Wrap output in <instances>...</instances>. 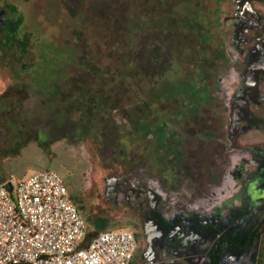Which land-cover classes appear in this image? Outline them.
Segmentation results:
<instances>
[{
  "label": "rangeland",
  "instance_id": "374dc122",
  "mask_svg": "<svg viewBox=\"0 0 264 264\" xmlns=\"http://www.w3.org/2000/svg\"><path fill=\"white\" fill-rule=\"evenodd\" d=\"M5 2L12 12L0 27V185L54 171L87 225L80 244L123 230L139 251L141 233L105 195L103 179L135 164L148 177V168L157 174L167 163L169 113L195 112L190 98L206 95L196 25L174 17L181 0ZM153 95L166 105L176 96L157 121L146 118ZM132 263L146 260L136 253ZM226 264H264V226L248 253Z\"/></svg>",
  "mask_w": 264,
  "mask_h": 264
},
{
  "label": "flooded vegetation",
  "instance_id": "af4514ba",
  "mask_svg": "<svg viewBox=\"0 0 264 264\" xmlns=\"http://www.w3.org/2000/svg\"><path fill=\"white\" fill-rule=\"evenodd\" d=\"M5 1L0 27L12 12ZM181 1L174 17L195 24L203 40L206 95L190 98L195 112L169 113L174 145L159 173L132 165L128 175L104 177V192L141 233L137 256L146 264H208L213 250L219 264L234 263L264 221V0ZM175 97L170 105L148 98L146 118L157 121Z\"/></svg>",
  "mask_w": 264,
  "mask_h": 264
},
{
  "label": "built area",
  "instance_id": "2783aa9c",
  "mask_svg": "<svg viewBox=\"0 0 264 264\" xmlns=\"http://www.w3.org/2000/svg\"><path fill=\"white\" fill-rule=\"evenodd\" d=\"M86 229L56 172L0 185V264H133L134 233L108 230L80 244Z\"/></svg>",
  "mask_w": 264,
  "mask_h": 264
},
{
  "label": "trees",
  "instance_id": "16d2710c",
  "mask_svg": "<svg viewBox=\"0 0 264 264\" xmlns=\"http://www.w3.org/2000/svg\"><path fill=\"white\" fill-rule=\"evenodd\" d=\"M262 224L264 226V221ZM245 242H246V240H243L240 243H238V245L235 246L234 250L238 251V252H243L242 247L240 245L245 244ZM254 244H255L254 239H251V241H250V243L246 249L250 248ZM219 256H220V250H218V251L213 250L211 252L210 261L208 264H219ZM250 259L252 262L255 263V260H256L255 259V253L250 254Z\"/></svg>",
  "mask_w": 264,
  "mask_h": 264
},
{
  "label": "water",
  "instance_id": "95a60500",
  "mask_svg": "<svg viewBox=\"0 0 264 264\" xmlns=\"http://www.w3.org/2000/svg\"><path fill=\"white\" fill-rule=\"evenodd\" d=\"M10 187V185H7V188H9ZM150 262H152V261H150Z\"/></svg>",
  "mask_w": 264,
  "mask_h": 264
}]
</instances>
